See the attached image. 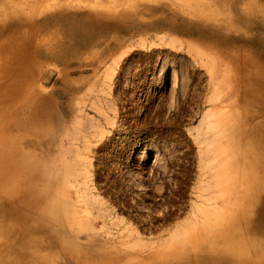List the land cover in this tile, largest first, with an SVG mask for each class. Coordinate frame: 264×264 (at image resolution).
<instances>
[{"label": "rangeland", "instance_id": "374dc122", "mask_svg": "<svg viewBox=\"0 0 264 264\" xmlns=\"http://www.w3.org/2000/svg\"><path fill=\"white\" fill-rule=\"evenodd\" d=\"M87 17L103 30L80 28ZM0 62L24 75L0 78V99L12 87L7 98L21 90L51 114L43 131L6 135L47 209L36 225L40 209L0 185V231L10 207L30 220L6 262L29 256L23 234L54 264H205L239 223L264 126V0H0Z\"/></svg>", "mask_w": 264, "mask_h": 264}, {"label": "bare ground", "instance_id": "6f19581e", "mask_svg": "<svg viewBox=\"0 0 264 264\" xmlns=\"http://www.w3.org/2000/svg\"><path fill=\"white\" fill-rule=\"evenodd\" d=\"M31 18V17H30ZM102 26L93 17H87L80 23V28L88 30L89 32L102 31ZM76 31V30H74ZM77 32V31H76ZM86 39V38H85ZM17 58V56H16ZM21 69V65L15 62L12 65H7L6 62H0V78L4 77L8 79L12 77L18 81L24 80L23 73L10 75V69ZM170 76V75H169ZM168 78V77H167ZM170 83L173 86L177 85V80L173 76ZM23 83L20 85L22 86ZM19 87V85H15ZM13 88L9 87L6 89L2 98L0 99V134L5 135L1 143L5 146L4 153H0V185H3L1 189L3 191L10 192L11 198L14 199V205L19 206L25 210V208L32 210L35 208L38 210L40 207L34 202L36 191L33 186L35 180L32 169L23 170L21 158L23 154L18 151L17 140L8 137L15 130L29 132L33 128L45 130L51 119L50 110L48 105L44 102H39L36 99L31 102L30 99H22V91H18L15 96L7 98L5 93L12 91ZM252 142L249 143L247 148L248 155L252 156L248 163H246V170L249 173L246 175L247 185L251 190V196L248 198L247 208L243 211L239 223L232 231L223 232L221 239V245L218 248L208 249L206 257L204 259L205 264H264V143L262 137H264V126L258 127L256 132H252ZM8 135V136H6ZM262 135V136H261ZM151 150L152 154L150 157V163L155 165L160 161L164 160L161 153L156 150L154 145L147 147ZM147 156L139 155L136 158V162L146 160ZM23 172V173H22ZM31 173V175H30ZM30 178V183L24 188H20L16 185L23 176ZM18 178V180L16 179ZM12 182V184H11ZM14 182V183H13ZM42 200V199H41ZM39 203V202H38ZM9 205V204H8ZM11 205V204H10ZM12 206V205H11ZM42 206V205H41ZM9 210L8 214L12 215L11 221L6 220V224L3 230L0 231V235L9 237L11 241L5 243L6 246L0 247V264H54L52 258L49 259L48 255L50 248L46 246L41 247L39 242L28 244L23 238H28L29 229L25 230V225L30 222L28 218H25V213L18 211L17 209ZM1 209V208H0ZM6 211V210H5ZM46 205H43L40 209L41 216L32 219V222L36 225L44 226L46 224L47 217ZM24 233L19 235L18 238L21 240L23 249L26 248L30 251V254L24 260L14 259L6 262L3 258L5 251L9 250L13 241L12 234L17 227H21ZM50 245H60V238L54 231L50 230L48 235ZM6 239V238H5ZM4 241V239H2ZM30 239L28 238V241ZM31 245V246H29ZM32 248H37L36 251ZM20 247L17 250H23ZM8 260V258H7ZM96 262V261H95ZM77 264H84L81 261ZM90 264H92L90 262Z\"/></svg>", "mask_w": 264, "mask_h": 264}]
</instances>
